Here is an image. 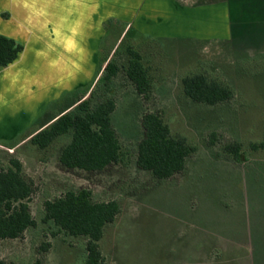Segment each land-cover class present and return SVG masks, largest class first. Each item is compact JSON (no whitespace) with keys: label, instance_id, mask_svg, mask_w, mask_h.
Returning a JSON list of instances; mask_svg holds the SVG:
<instances>
[{"label":"rangeland","instance_id":"rangeland-1","mask_svg":"<svg viewBox=\"0 0 264 264\" xmlns=\"http://www.w3.org/2000/svg\"><path fill=\"white\" fill-rule=\"evenodd\" d=\"M263 3L231 2L235 30L246 40L264 35V15L256 13ZM129 46L149 68L152 90L144 100L123 70L115 78L112 123L122 146L120 163L100 171L64 167L59 154L70 140L67 134L45 149L29 140L2 141L0 166L15 157L33 182L29 206L36 226L16 241L0 242V257L12 264H85L87 239L42 220L45 200L85 188L94 201L116 200L120 207L99 241L103 264H253L254 245L264 237L256 218L264 214V150L249 145L264 138V52L250 54L219 41L159 40L118 24L104 43L101 63L125 64ZM201 71L229 84L233 98L216 105L187 98L182 77ZM102 73L103 68L87 88L73 93L60 114L88 98ZM146 111L159 112L174 136L197 146L185 169L166 180L135 164ZM232 141L241 144L247 160L228 157L224 145Z\"/></svg>","mask_w":264,"mask_h":264},{"label":"crops","instance_id":"crops-1","mask_svg":"<svg viewBox=\"0 0 264 264\" xmlns=\"http://www.w3.org/2000/svg\"><path fill=\"white\" fill-rule=\"evenodd\" d=\"M231 2L0 0V34L23 46L0 69V145L30 140L60 115L73 93L94 81L104 65V43L118 24L159 40L219 41L250 54L264 52V35L246 40L235 30ZM256 7L262 17L264 3ZM256 218L263 226L264 214ZM253 264H264V237L254 245Z\"/></svg>","mask_w":264,"mask_h":264},{"label":"trees","instance_id":"trees-1","mask_svg":"<svg viewBox=\"0 0 264 264\" xmlns=\"http://www.w3.org/2000/svg\"><path fill=\"white\" fill-rule=\"evenodd\" d=\"M23 46L14 39L0 34V69L18 57ZM127 61L119 64L108 61L89 97L81 100L71 111L60 114L53 122L36 132L29 140L39 149H45L64 134L69 142L61 149L60 163L68 169L100 171L111 164H118L123 157L122 146L112 123L116 103L112 95L115 78L123 70L136 92L144 100L149 98L152 79L149 68L142 62V55L132 47L125 51ZM182 90L190 100L206 105L230 101L233 88L201 71L187 74L181 79ZM142 137L135 151L136 167L150 173L158 180L169 179L182 172L188 158L197 146L183 136H174L161 114L146 111L141 117ZM216 133H211L214 144ZM252 151L264 150V138L249 145ZM224 151L235 162L247 160L238 141L228 142ZM34 192L31 179L23 172L22 163L15 157L8 159L6 167L0 166V241L20 239L26 230L36 226L29 200ZM45 223H52L70 236H82L85 243V264H103L104 256L99 241L105 227L120 212L116 200L94 201L89 189L68 190L62 195L44 201ZM56 234V233H54ZM49 244L43 245L46 251ZM0 264L12 262L0 258Z\"/></svg>","mask_w":264,"mask_h":264}]
</instances>
